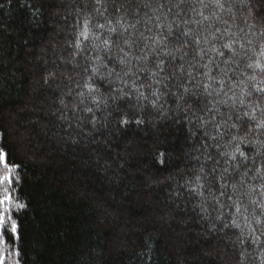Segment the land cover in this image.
Masks as SVG:
<instances>
[{
	"label": "trees",
	"instance_id": "obj_1",
	"mask_svg": "<svg viewBox=\"0 0 264 264\" xmlns=\"http://www.w3.org/2000/svg\"><path fill=\"white\" fill-rule=\"evenodd\" d=\"M161 2L164 8L153 15L155 2L143 8L137 0H107L99 13L95 0H0V150L16 168L9 208L18 225L15 237L6 231L0 245L5 264H264V179L256 173L264 158L254 144H243L248 159H242L232 140L238 129L250 132L236 119L250 109H233L231 100L216 104L251 90L253 70L246 65L264 40V5L253 4L252 13L226 5L235 13V20L224 16L233 30L247 31L244 20L252 23L254 16L257 31L249 33L251 48L237 41L227 96L207 97L197 87L204 77L189 81L178 66L202 72L200 63L212 54L201 60L196 45L181 43L191 37L182 35L175 9L169 13ZM128 23H136L134 58L122 65L120 48L127 49L129 34L121 24ZM112 27L117 31L109 32ZM105 40L113 45L109 52ZM98 56L104 66L94 74ZM158 59L173 66L175 78L161 74L155 83ZM185 85L195 95L185 96ZM258 95L246 103L255 104ZM213 104L212 111L205 108Z\"/></svg>",
	"mask_w": 264,
	"mask_h": 264
},
{
	"label": "snow or ice",
	"instance_id": "obj_2",
	"mask_svg": "<svg viewBox=\"0 0 264 264\" xmlns=\"http://www.w3.org/2000/svg\"><path fill=\"white\" fill-rule=\"evenodd\" d=\"M138 4H141L143 8H151L153 2L157 4V7L153 9V15L159 12L161 9L164 8L165 4L161 2V0H137ZM95 3L98 5L96 11L99 13L101 9L107 10V0H95ZM166 3L170 6L168 7L167 11L169 13H173L180 19L181 23L185 27L186 31L182 33L185 37H191V39H186L181 43L184 44H194L196 45L201 60L205 55H210L207 63H200V69H203L202 72L193 73L187 71L183 65L178 66L179 71L181 73H186L188 80L191 81L195 79V75H202L204 80L197 85V87L203 88L204 95L207 97H212L213 92L215 91L217 95L221 92L225 96H227V92L224 91L225 82L228 79V73L231 68L232 63H234V57L236 56L235 47L237 45V41L241 40L242 42L239 44L241 49H245L246 47L251 48L253 41L252 39L248 38L249 33L252 36L256 35L257 26H256V17H252L253 22L249 23V20L246 18L244 20V24L247 27V31L245 28H241L236 26V29L233 30L232 26L229 25L228 20L224 18L225 14H227L232 20H235V13L231 7H226L229 3H237L242 8L247 9L249 13H252L253 4H260L264 5V0H166ZM197 5H200V8H197ZM185 6H187V11H184ZM117 13H120L121 8L117 7L115 9ZM136 9L134 11H138ZM207 10V14L206 13ZM181 12H184V16H181ZM145 16H148V13H145ZM149 19L151 17L149 16ZM159 20V17H156ZM260 26H259V36L264 38V15L259 17ZM120 21H125V16L121 15ZM118 21V23H120ZM140 21L137 20L136 23ZM136 23H128L126 27L121 24L124 33H128L129 35L127 38L123 40V44L127 46V49L124 47L120 48V55L118 57V62L122 65L130 64L133 57L131 53V49L133 47V43L135 42V37L132 35V29L136 28ZM195 26V28L191 26ZM217 25L223 26V31L221 27ZM99 28L103 29L105 27L104 24L98 25ZM151 31V29H148ZM117 29L112 27L109 28V32H116ZM169 31L171 28L169 26ZM195 33V34H194ZM243 33V37L240 34ZM82 36L85 38L88 37V25H84V31L81 33ZM200 35H203V44L205 46H201V39L199 38ZM141 37L143 34L141 33ZM210 37V39H209ZM229 42H224L220 44V47H216V42L221 38ZM179 42V41H178ZM160 41L154 40L153 44H158ZM104 50L106 52L111 51L112 44L109 40H105L103 42ZM77 48L80 47L79 43L76 45ZM221 49L227 50V55ZM154 50V49H153ZM216 57H221L222 59L217 63ZM254 59L253 63H248L246 67L248 69L253 70V74L248 75V84L251 85V90H242V93L239 97L233 93L232 96H228L227 99L223 101H216V104L224 103L225 105L228 104V101L231 100L232 104L231 107L235 109L236 105L239 104L241 106H246L250 111H243L242 113L236 116L238 121H242V124L246 122L247 126L250 127V132H243L241 134V130L238 129L237 134L232 136V140L236 144L235 152L239 154V156L247 160V154L241 149V145L243 144H254L256 147V155L259 157L264 158V104L261 102L264 101V79L257 80L256 77V70H259V74L264 77V40H261L260 47L258 50L253 51V55L249 56V59ZM140 60H147L148 57L145 55H141L139 57ZM97 65L92 69L93 73L96 74L100 71V68L103 67V62L101 61L100 57L96 58ZM223 64L224 67L222 68L220 65ZM213 65H215V69H213ZM172 65H166L163 59H158L155 63L154 68L151 71V76L155 79V83H160V81L164 78L161 74L170 75L171 78H175L177 75L176 71L169 72V69L172 68ZM215 70V75L213 74ZM111 72V70H109ZM119 75V74H117ZM127 75V73H126ZM205 80L207 82H205ZM243 83V81H242ZM213 84H218L219 88L214 89ZM88 92L91 95H94L96 92V88L94 85H88ZM235 87V86H233ZM248 88V85H245V89ZM231 90V89H229ZM123 91V89H121ZM139 91V90H137ZM184 95L193 94L192 89L188 86H183ZM259 94L256 97L257 102L255 104L246 103L249 98L253 97V93ZM140 96L144 94L142 92L139 93ZM152 95L155 99L152 101V104L155 106L159 100L160 92L157 89L153 91ZM81 98H83L84 93H80ZM184 99V96L181 97ZM83 102V100H81ZM94 103H98V100H93ZM216 104H213L211 108L208 105H205V108L208 111H212V109L216 108ZM218 110V109H217ZM259 110V116H257V111ZM86 111L91 112L93 111L91 108H87ZM195 114V113H194ZM201 121L204 120V117H200ZM231 119V117H229ZM142 121H137V123H141ZM212 122V121H207ZM123 123H127V121H123ZM219 126V125H218ZM232 128H236L237 125L233 123L231 125ZM251 135L254 137V140H249L247 137ZM163 156V153H161ZM236 154H232V160H236ZM16 171L15 166L10 162L8 154L4 151L0 150V188H2V196H0V245H4L7 243L4 239V234L6 231L10 232V234L15 237L18 232V225L16 221L13 219L9 205L13 203V197L10 195V187L13 185L14 182V173ZM256 173L261 179H264V162L260 164V167L256 169ZM247 175V172L245 173ZM264 187V185H262ZM264 195V192L261 193ZM257 201H252V204H257ZM17 208L23 209L25 207L24 204H16ZM262 209H264V204L260 205ZM239 212V208H237ZM256 223L259 225L261 223L260 220H257ZM239 227V225H237ZM3 249H0L2 252ZM0 264H5V257L0 255Z\"/></svg>",
	"mask_w": 264,
	"mask_h": 264
}]
</instances>
